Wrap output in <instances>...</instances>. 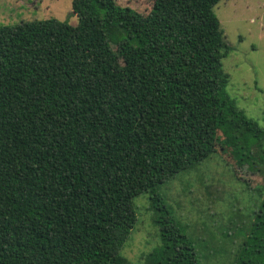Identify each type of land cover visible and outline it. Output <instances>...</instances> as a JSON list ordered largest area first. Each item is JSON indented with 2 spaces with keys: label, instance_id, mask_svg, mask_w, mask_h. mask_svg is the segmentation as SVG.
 I'll return each mask as SVG.
<instances>
[{
  "label": "trees",
  "instance_id": "16d2710c",
  "mask_svg": "<svg viewBox=\"0 0 264 264\" xmlns=\"http://www.w3.org/2000/svg\"><path fill=\"white\" fill-rule=\"evenodd\" d=\"M219 1L153 0L143 14L73 0L76 26L0 25V264H129L143 194L159 227L145 264H202L158 187L242 135L264 147L227 90ZM249 216L229 264H264V193Z\"/></svg>",
  "mask_w": 264,
  "mask_h": 264
},
{
  "label": "rangeland",
  "instance_id": "374dc122",
  "mask_svg": "<svg viewBox=\"0 0 264 264\" xmlns=\"http://www.w3.org/2000/svg\"><path fill=\"white\" fill-rule=\"evenodd\" d=\"M72 1L0 0V25L55 18L76 26L79 19ZM116 2L143 14L153 5V0ZM214 12L233 48L223 60L230 76L227 90L249 117L264 126V0H220ZM250 139L242 135L233 146L218 145L207 160L158 187L175 220L194 237L202 264L233 260L250 225L249 215L263 197L264 147L248 146ZM134 203L138 222L122 253L129 264H145V256L159 244V227L150 194L138 196ZM227 231L231 238L224 237Z\"/></svg>",
  "mask_w": 264,
  "mask_h": 264
}]
</instances>
